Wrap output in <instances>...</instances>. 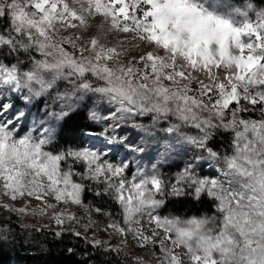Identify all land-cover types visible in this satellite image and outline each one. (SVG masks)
<instances>
[{
  "label": "snow or ice",
  "instance_id": "1",
  "mask_svg": "<svg viewBox=\"0 0 264 264\" xmlns=\"http://www.w3.org/2000/svg\"><path fill=\"white\" fill-rule=\"evenodd\" d=\"M235 14L243 19L200 0H0V53L26 55L31 64L22 72L19 61L0 62V90L22 98L24 108L53 92L60 103L59 111L45 112L49 119L33 120L19 135L31 109L0 97V209L24 215L35 200L42 206L32 215L45 216L61 203L82 205L87 189L118 206V221L94 210L112 220L108 228L125 238L121 245L131 239L158 248L156 264H264V13L255 22L247 11ZM93 18L97 34L88 35ZM108 36L115 43L102 42ZM61 82L71 87L59 92ZM85 99L100 102L102 111H89L88 119L103 128L79 134L104 137V147L144 152L117 133L147 118L174 141L162 145V156L178 146L201 154L166 185L155 168L129 179L128 165L113 163L94 144L56 150ZM217 135L228 139L223 155L209 147ZM202 160L222 163L220 178L199 176ZM165 194L206 196L214 214L162 216L165 201L158 196ZM25 199L19 208L5 202ZM51 218L57 225L77 219L55 211Z\"/></svg>",
  "mask_w": 264,
  "mask_h": 264
},
{
  "label": "rangeland",
  "instance_id": "2",
  "mask_svg": "<svg viewBox=\"0 0 264 264\" xmlns=\"http://www.w3.org/2000/svg\"><path fill=\"white\" fill-rule=\"evenodd\" d=\"M200 2L205 3L206 5H214L215 10L223 14L232 13L233 18L238 21L242 20L243 17L235 14L237 10L247 11L249 19H251L253 22L256 21V13H264V8L255 6L250 2H243L239 4H231L228 0H200ZM97 23L98 18H93L90 21L91 32L88 33V35L97 34ZM109 41L115 43L111 36H108L107 40H102L104 43H108ZM136 51L139 52L140 50L137 49ZM5 57V54L0 53V62L6 64L7 60L8 62H14L13 64H16L15 55H7V59ZM18 66L23 72L28 71V69L31 67V64L30 61H27L26 63H19ZM70 87L71 86L67 85L65 82H61L58 84L57 90L59 92H64ZM5 94L9 97L11 102L15 103L18 107H21L23 111L27 112L29 109H31V119L28 121L26 126H22L18 130L19 135H25L32 129L33 120L39 124L41 121L49 119V117L45 115V112L51 113L60 110V103L54 99L56 95L55 92L52 93L51 97L37 98L36 100L31 101L28 103L27 108L23 107L24 103L26 102L22 98L18 100L12 96L11 93L8 94L6 92ZM24 94H27L26 90ZM80 109L85 111L87 114H89V111L91 110H96L97 112L102 111L99 101L93 100L89 102L87 99L81 102ZM134 124H139L143 127L137 128L133 126ZM90 125L93 127L95 132H99L103 128V124H95L92 121H90ZM185 131L190 135L195 134V130L189 131L186 129ZM33 135H36V133L33 132ZM117 135L126 137V142L133 147L139 146L144 148V152H134L127 147H119V150L117 151L115 150L118 147L116 145L104 147L102 143V141L105 139L104 137H100V139L97 140L95 138H88L79 135V142L77 146L92 147L94 144V150L107 153L108 158L113 163H126L128 165V169L126 170L125 175L129 179H131L132 175L138 170H141L145 173H151L155 168V171L162 176L166 185L175 183L178 174L181 173L185 166L193 160V157L201 154L196 149L191 151L187 150L190 146H178L168 155L162 156L161 153L164 152L162 145L165 142L174 143V141H171L170 139L166 140L165 134L160 130V127H153L151 120L147 118H139L129 121L123 126L122 131L118 130ZM204 155L206 156L207 154L204 153ZM220 167H222V163L202 160L199 162V167H197L195 171L201 177L218 178V169ZM74 179L78 180L79 178ZM88 183V181H85V184ZM168 191L169 189L166 187L165 193ZM93 194V191L86 189L82 194V205L77 206L71 203L65 205L61 203L57 205L54 210L49 209V214L45 216L39 215L38 212L36 215H32L33 211H36L38 207L42 206L39 201L35 200L31 202L27 213L24 215H19L14 212L9 213L5 209H0V224L13 221L21 227H25L26 225L27 227L25 228L45 230L53 233L60 231L63 234H71L74 236H76L74 234L75 232H80L81 235L79 237L82 238V240L90 243L92 246L93 244L91 242L94 240L103 241V245L99 246V248L106 251L108 248L120 245L122 250L119 255L129 256L134 261V263L156 264V258L160 254L158 248L155 250V252H153L151 246L141 248L136 244L135 241L131 239H129L126 246L121 245V241H123L125 238L120 234L114 233L113 229L108 228V224L111 223L112 220H120V217L116 215L118 206L115 205L109 198V200H107V197L102 200L104 202L99 206L93 198ZM164 197H166V194L163 197L158 196V198L165 200ZM5 202L14 203L15 206L19 208L24 206L27 203V200L25 199L16 202ZM50 202L54 204L56 203L54 200H50ZM96 207L102 208L105 212L113 213L112 220H110L107 215L97 213L94 210ZM53 211L56 213L64 212L66 216L71 214L77 219L69 220L66 218L62 225H57L55 220L51 218ZM160 214L162 216H174L173 214L164 211V208L160 210ZM85 225H88V227H85ZM105 229H107V231H105ZM113 253L115 252L113 251Z\"/></svg>",
  "mask_w": 264,
  "mask_h": 264
},
{
  "label": "trees",
  "instance_id": "3",
  "mask_svg": "<svg viewBox=\"0 0 264 264\" xmlns=\"http://www.w3.org/2000/svg\"><path fill=\"white\" fill-rule=\"evenodd\" d=\"M228 1L231 4L250 2L255 6L264 8V0ZM3 54L6 55V59L7 55H11L7 54L6 49ZM15 56L16 63L18 61L19 63L29 61L26 55ZM13 63L6 60L8 65ZM253 118L258 117L254 115ZM88 129L94 131L90 125L88 114L79 108L73 118L67 123L56 150L78 147L80 131ZM209 147H212L214 151H219L221 155L226 150L230 151L226 136L217 135L209 143ZM92 196L97 205L100 206L104 202L102 201L103 199L95 196V194ZM164 198V211L176 217L186 218L204 215L211 216L214 214L212 201L206 196H202L200 200L194 199L191 195L180 197L166 195ZM107 200L109 199L107 198ZM0 227L4 229L0 231V264H136L127 255H119L116 252L102 250L71 234L56 236L50 231L18 226L13 221L0 224Z\"/></svg>",
  "mask_w": 264,
  "mask_h": 264
},
{
  "label": "bare ground",
  "instance_id": "4",
  "mask_svg": "<svg viewBox=\"0 0 264 264\" xmlns=\"http://www.w3.org/2000/svg\"><path fill=\"white\" fill-rule=\"evenodd\" d=\"M5 93H6V92L0 90V97L5 96V95H6ZM8 94H9V93H8ZM6 96H7V95H6ZM18 100H19V99H18Z\"/></svg>",
  "mask_w": 264,
  "mask_h": 264
},
{
  "label": "built area",
  "instance_id": "5",
  "mask_svg": "<svg viewBox=\"0 0 264 264\" xmlns=\"http://www.w3.org/2000/svg\"><path fill=\"white\" fill-rule=\"evenodd\" d=\"M218 178H220V177H219V174H218Z\"/></svg>",
  "mask_w": 264,
  "mask_h": 264
}]
</instances>
